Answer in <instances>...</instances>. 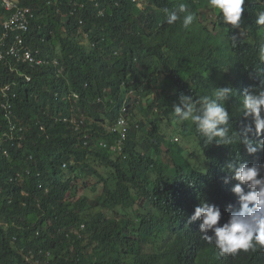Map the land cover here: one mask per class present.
Returning a JSON list of instances; mask_svg holds the SVG:
<instances>
[{
    "label": "trees",
    "instance_id": "obj_1",
    "mask_svg": "<svg viewBox=\"0 0 264 264\" xmlns=\"http://www.w3.org/2000/svg\"><path fill=\"white\" fill-rule=\"evenodd\" d=\"M95 1L24 0L20 5L31 9L24 45L49 62L29 65L13 54L0 58V138H7L0 143V264H163L141 245L159 230L161 213L172 221L168 212L204 172L183 168L181 148L167 147L160 124H152L144 136L132 126L125 156L112 158L98 143L114 140L101 115L106 107L111 110L108 121H114L116 93L117 103L128 90L151 95L148 110L129 106L132 118L157 105L165 122L176 120L177 131L198 139L212 176L222 177L227 158L238 156L213 148L215 144L205 146L190 122L177 121L171 105L181 94L197 98L211 94L213 87L231 86L234 94L226 107L238 127L239 96L264 81V61L257 54L264 44L260 26L250 20L248 33L235 32L240 47L234 53L179 20L165 22L163 9L175 10L179 3L197 18L196 0H146L143 7L131 0ZM255 11L245 10L246 15ZM5 15L0 10V35ZM11 35L0 40L3 53L14 44ZM242 58L246 62L239 64ZM111 75L119 76L118 85L106 83ZM4 86L8 88L1 91ZM99 95L102 100L96 102ZM61 118L84 119V124L76 132ZM137 123L144 125L140 118ZM9 137L14 139L8 142ZM95 160L101 166L91 164ZM152 164L158 165L154 180ZM84 188L94 197L81 193ZM108 252L116 263L107 262ZM171 252L168 264H264L262 246L223 259L214 253L189 258Z\"/></svg>",
    "mask_w": 264,
    "mask_h": 264
},
{
    "label": "clouds",
    "instance_id": "obj_2",
    "mask_svg": "<svg viewBox=\"0 0 264 264\" xmlns=\"http://www.w3.org/2000/svg\"><path fill=\"white\" fill-rule=\"evenodd\" d=\"M131 1L137 7L144 6L143 0ZM196 1L199 13L197 18L194 12L189 11L185 3H179L175 10L163 9L166 16L165 22L174 24L179 20L185 28L189 26L191 31L196 30L200 33L204 40L219 45L225 50H233L234 53L240 47V41L234 34L236 31L240 32V29L242 32L248 33L247 21L251 20L260 26L264 37V0ZM21 2L24 0H19V6L21 9H28V16L31 9L25 5L21 6ZM95 2L96 6L99 5V2ZM256 4L260 6L258 7ZM249 5L253 6L248 7ZM246 8H256V11L254 14L246 15ZM0 10L6 14L2 22L3 33L0 35V40L1 38L5 40L10 37L11 32L15 34V31L4 25L11 20L12 11L4 9L1 5ZM98 15H104L102 9L98 10ZM29 23L28 19L27 29ZM80 41L81 43L85 42L84 39ZM257 54L259 62L264 61V44L261 45ZM34 59L39 62H25L29 65H44L49 62L40 57H34ZM246 59L242 58L239 64L246 62ZM52 62L54 65L57 64L55 58ZM59 74L64 77V70L60 69ZM24 76L29 79L28 75L24 74ZM109 81L118 85L120 79L119 76L112 78L111 75L106 83ZM67 84L71 85L68 80ZM124 86L125 82L122 81L121 87ZM7 88L8 86H4L1 91ZM213 89L211 94L201 95L197 98L181 94L178 100L172 103L171 108L178 122H190L205 146L215 144L216 146L213 148H223V152L227 154L238 155L234 158H227L226 163L223 164L225 165V174L222 177L210 174V164L207 162L198 139L193 134L185 136L181 131H177L176 120L169 124L166 119L167 125L164 116L160 115L157 105L152 107L153 111L149 112L150 114L138 116L144 124L142 128L139 126L138 118H132L129 106H136V112L148 110L152 105V96L148 95L145 101L146 92L139 93V91L128 90L124 92L120 103H117L119 97L116 93L113 111L117 115L112 122L108 121V113L111 110L106 107L102 110L101 118H105L104 128L114 140L110 145L105 141H100L98 144L107 148L111 152L112 158L125 156V143L132 126L137 130H142L140 133L144 136L148 131H151L152 124H160L161 131L168 141L167 147L174 149L179 146L181 148V157L179 156V158L183 163V168L189 172L194 169L204 172L200 181L194 179L190 182L189 187L180 194L178 207L168 212L172 221L167 219L166 214L161 213L159 215V230L153 232L151 242L141 245L142 249L146 250V254H152L163 264L173 261L172 249L186 254L189 258L200 255H207L210 258L211 253H214L216 258L223 259L224 256H228L229 253L234 254L238 250L247 251L256 246L264 247V81L252 90L245 89L239 96L237 104L239 115L236 116L239 120L236 128L231 123L233 116L226 107V102L234 94L233 88L221 86L213 87ZM105 90L112 92L108 87ZM143 98L145 104L141 106ZM101 100L102 97L99 95L96 102H101ZM60 120L68 121L71 129L76 132L84 124V119L77 121L72 118H61ZM86 121L90 122L88 119ZM169 128H173L172 132L174 133L166 134V129ZM11 129L13 133L15 126H12ZM177 136L183 137L184 140L189 137L192 140L193 149L187 151L182 143L177 141ZM6 139L1 136L0 143L7 142ZM13 139L14 137H9L8 142ZM233 144H240V146H233ZM0 149L3 148L0 147ZM3 151V154L6 155L7 152ZM98 163L99 161L95 165L98 166ZM91 164H94L93 161ZM65 167L66 165L62 166L64 169ZM157 170L158 165L152 164L151 179L157 178ZM178 170L181 175H186L184 170ZM199 187H201V191H199ZM105 259L108 263L117 261L112 252H108Z\"/></svg>",
    "mask_w": 264,
    "mask_h": 264
},
{
    "label": "built area",
    "instance_id": "obj_3",
    "mask_svg": "<svg viewBox=\"0 0 264 264\" xmlns=\"http://www.w3.org/2000/svg\"><path fill=\"white\" fill-rule=\"evenodd\" d=\"M0 5L3 6L4 9L12 11L11 20L4 25L5 27L12 29V31H15L14 44L7 50V52L3 53L0 51V58H3L4 55L13 54L18 58H22L26 62L38 63L39 61L34 59L31 51L26 48L23 42V34L27 31L28 9H21L19 6V0H0ZM1 40H3V38H1ZM19 49L21 50L20 53L18 51Z\"/></svg>",
    "mask_w": 264,
    "mask_h": 264
},
{
    "label": "rangeland",
    "instance_id": "obj_4",
    "mask_svg": "<svg viewBox=\"0 0 264 264\" xmlns=\"http://www.w3.org/2000/svg\"><path fill=\"white\" fill-rule=\"evenodd\" d=\"M143 1H144V3H146V0H143ZM147 98H148V95H145V101ZM143 100H144V98L141 99V102H142L141 106H144L143 104H145V101H143ZM172 131H173V128H169V129H166L165 133L166 134L174 133ZM176 133H177V131H176ZM177 138H178L177 141H180L182 143V145L187 149V151H190L193 149L194 146L191 144L192 140L189 137L186 140H184L183 137H181V136H177ZM93 163L97 164V161H94ZM98 165H99V163H98ZM90 181L92 184L96 185L94 178L90 179ZM96 188H97V192H98L100 186H97ZM81 193L88 194L89 196L94 197V193L91 192L90 188H84V190Z\"/></svg>",
    "mask_w": 264,
    "mask_h": 264
}]
</instances>
